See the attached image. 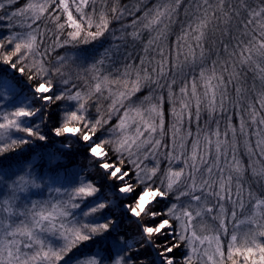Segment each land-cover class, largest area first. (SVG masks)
I'll return each mask as SVG.
<instances>
[{
  "label": "snow or ice",
  "instance_id": "obj_1",
  "mask_svg": "<svg viewBox=\"0 0 264 264\" xmlns=\"http://www.w3.org/2000/svg\"><path fill=\"white\" fill-rule=\"evenodd\" d=\"M16 3L17 0H0V11L3 12L0 15V173L10 167L11 162L19 163L29 156L38 158L35 148L48 143L50 133L62 143L71 138L82 141L86 152L91 154L96 172L84 170L78 174V180L67 193L69 201L55 198V202L32 201L31 207L22 211L14 204L15 192L26 190L29 184L35 186L28 175L17 177L16 188L10 195H5L0 188V214L7 213V216L0 215V264H68L78 248L95 244L103 237L114 241V246L109 244L105 249L110 264H264V193L257 196L249 192L246 203L243 188L237 185L236 200L233 201L231 179L225 183L222 175L216 195L227 200L230 206H221L218 211L197 209L198 216L216 211L214 219L218 221V227L201 225L197 232L192 212L185 209L182 233L169 220L159 218L135 224L131 234H128V228H123L117 239L113 231L115 219L109 218L112 212L106 194L107 181L111 180L112 187L118 186L121 193L130 192L132 186L125 181L133 173L97 139L99 121L90 126L85 123L81 110L87 97L80 93L65 97L45 56L40 55L41 49L47 55L49 34L61 47L60 41L65 35L72 41L83 40L86 45L94 42L102 46L109 37L116 42L112 44L113 48L123 45L127 50L123 78L111 82L107 77L103 80L105 87L109 83H118L122 88L113 104L117 100L134 103L140 97L150 100L151 97L144 95V85L151 81L152 74L159 73L160 78L172 76V81L166 85L167 93L160 97L162 107L158 109L157 104H152L150 111L160 116L163 129L167 127L169 101L178 103L180 111L175 108L172 111L178 121L183 122L187 116L189 137L191 125L196 123V138L190 141L192 165L189 170L195 193L208 185V181L202 185L195 183L196 162L204 160L199 139L203 134L200 127L201 97L195 68L206 63L213 54L223 63L222 72L229 75L226 78L220 75L219 83L225 85V93L218 98V86L214 87L212 83L217 79L216 61L210 72L202 69L199 73L207 89L204 95L211 94L207 112L213 116L217 110L221 113V117L215 120V129L204 134L208 155L216 154L214 164L222 173L221 162L229 163L225 146L230 137L233 145L231 167L239 174L244 172L237 156L239 143L243 140L246 150L252 152V138L258 137L257 148L264 147V0H155L151 7H148L147 0H130L131 7L122 6L121 0H23L20 7L9 12L8 8ZM180 9L184 10L187 20L180 28L175 44H171L169 33L172 25L178 22ZM5 19L6 24L3 23ZM114 22L120 27L114 28ZM17 27L19 31L15 30ZM233 27L239 35L232 33ZM145 33L148 34L146 40ZM217 33L219 40L215 39ZM161 40L164 41L162 44ZM221 45L223 57L220 55ZM129 49L142 54L134 56ZM108 52L110 49H106V54ZM177 67L183 73V86L180 88L181 98L173 100ZM186 68L192 73L191 81L184 72ZM248 72L253 74L250 87ZM229 85L232 86L230 91ZM100 89L101 83L98 82L95 90L99 92ZM67 101H74L79 110ZM226 101L232 105L230 114ZM137 120L145 129L154 132V125L144 118L143 109L132 107L119 119L117 127L122 134L114 143L116 152H131L133 147H142L138 143L143 136L140 129L137 128L136 135L126 131ZM180 131V128L176 129L177 133ZM150 139L142 143L147 144ZM159 143L156 141L153 147ZM63 147L67 151L71 145L64 143ZM180 147L185 145L181 143ZM168 155L171 158L173 153L169 151ZM261 155L264 156V151ZM60 156L61 153L55 151L48 154V159L56 161ZM245 163L249 164L248 161ZM150 171L155 174L157 169ZM252 174L264 177V163L259 168L252 167ZM136 175H140L139 166ZM182 176L183 168L179 164L169 168V188L179 183ZM97 177L103 182L98 183ZM55 191L58 196L63 195L60 189ZM163 195L160 189H137L134 203L128 206L131 218L139 220L151 209V203ZM193 199L199 201L200 197L194 195ZM81 202L88 205L84 215L90 218L89 221L66 222L69 203L75 209ZM21 216L25 219L21 220ZM79 255L84 257L80 264H100L94 253L80 252Z\"/></svg>",
  "mask_w": 264,
  "mask_h": 264
},
{
  "label": "clouds",
  "instance_id": "obj_2",
  "mask_svg": "<svg viewBox=\"0 0 264 264\" xmlns=\"http://www.w3.org/2000/svg\"><path fill=\"white\" fill-rule=\"evenodd\" d=\"M163 42V40L160 41L161 44ZM113 43L116 42L112 41L111 37H109L108 41L102 46L94 42L86 45L83 43V40L72 41L65 35V39L60 41L61 47L51 39V34H49V38L46 41L47 55H45L44 49H41L40 55L45 56V60L55 78L57 86L64 93L65 97L76 95V93L87 97L84 108L81 110L82 115L85 117V123L90 126L99 121V124L96 126L97 139L104 143L105 148L118 161L122 160L125 162L128 169L133 173L125 181V183H129L132 186V191L130 192L121 193L118 186L113 188V182L111 180L107 181L108 188L106 189V194L111 202L110 207L112 212V216L109 218L112 219L114 217L115 219L113 231L117 239L120 238V231L123 228H128V234H131L135 224H143L146 221L159 218L169 220L170 224L175 225L177 231L182 233V221L185 219V209L192 212L194 227L197 232L200 231L201 225H207L209 228L218 227V221L214 219L216 211L221 206H230L227 200L220 199L216 195V189L221 182V175L225 183L231 179L233 201L236 200L237 185L242 186L246 203L248 202L249 192L257 196L264 193V177L252 174V167L259 168L261 163H264V156L261 155L264 147L257 148L256 146V139L258 137L252 138L251 146L254 149L252 152L246 150L243 140L239 143L237 156L241 161V167L244 169V172L239 174L235 173L231 167L233 163L231 157L233 145L231 144L230 137L229 144L225 146L229 152V163L224 164L223 161L221 162L222 173L218 171L214 164L216 154L213 153L212 156H209L207 153L204 134L215 129V120L221 117V113L217 110L215 116H213L207 112L208 100L211 94L209 93V96L204 95L207 89L199 73L202 69L210 72L213 62L216 61L217 79L212 83L214 87L218 86V98L219 95L224 94L225 85L220 84L219 79L221 74L226 78L229 73L222 72L223 63L217 61L216 56L215 58L210 56L206 63L198 64L195 68L196 84L201 97L202 115L200 122L203 121V123H200L203 134L199 139L204 156L203 162H196L195 183L202 185L204 181H208V185L203 186L202 190H197L194 193L192 187L194 181L189 170L192 165V145L190 141L196 138V130L195 132L191 131V137H189L190 125L187 116H185L183 122L177 120L172 110L175 108L177 111H180L178 103L174 104L172 101H169L167 127L163 129L161 128L160 116L150 111L152 104H157L158 109L162 107L160 97L167 93L168 87L166 85L172 81L173 77L166 76V78H160L159 73L152 74L151 81L145 82L144 85V95L151 97L150 100L140 97L134 103H130L127 100L124 102L117 100L113 104V100L116 99L117 93L122 88L118 83H109V86L105 87L103 80L105 77L110 82L122 79L124 72L123 60L127 56V50L123 45L120 48H113ZM106 49H110V52L107 54ZM153 52L155 53V49H153ZM154 66L149 65V67ZM184 72L188 74L189 81H191L192 73L189 69H184ZM9 74L11 75V73ZM182 77L183 73L177 67L176 95L172 98L173 100L181 98ZM98 82L101 83L99 92L95 90V85ZM257 86L259 87V81ZM231 87V85L228 86L229 91ZM67 104H72L75 110H79V105L74 101H67ZM134 106L143 109L144 118L154 125L155 130L153 132L152 130L145 129L143 123L139 120L133 121L126 131L131 135H136V130L139 128L143 136L138 143H141L142 147H133L131 152L118 153L114 150V143L122 134L121 130L117 127L119 119ZM226 109L228 114H230L232 111L230 101H226ZM221 127H223V122H221ZM254 127L255 125H253ZM177 128L181 129L179 133L176 132ZM149 137H151L149 142L143 144V140H147ZM221 139H223V136H221ZM243 139L246 140L247 137ZM156 141H160V143L154 148L153 145L156 144ZM64 143L71 145L67 151L63 147ZM181 143L185 145L184 148L180 147ZM35 151L39 154L38 158L29 156L28 159L21 160L19 163L11 162V166L5 167L3 172L0 173V188H3L5 195L13 193L16 188L15 182L20 175L27 174L29 179L34 182L35 186L29 184L26 190L15 192L16 200L14 204L18 206L19 211H22L25 207H31L32 201L55 202L54 198L69 201L67 193L74 186V181L78 180V174H82L84 170L96 172L91 154L86 152V145L75 138L68 139L62 143L60 138L50 133L49 142L43 146L36 147ZM55 151H59L61 156L56 161H50L48 154ZM169 151L173 153L171 158L168 155ZM185 160H187V164H185ZM245 161H248L251 167ZM178 164L183 168V176L179 183L169 188L168 169L175 168ZM138 166L140 171L139 176L136 175ZM152 168L157 169L155 174L150 171ZM209 168L211 169V174L209 173ZM132 181H135V183H132ZM97 182L101 183L99 177H97ZM145 188L160 189L164 195L154 200L151 203V209L142 215L139 220H133L128 206L134 203V193H136L137 189L143 190ZM56 189H60L63 195L58 196L55 191ZM194 195L200 197L199 201L193 199ZM201 208H213L216 211L211 213L204 212L198 216L197 209ZM87 210L88 205L84 202H81L80 207L75 209L71 208L69 203V217L66 222H88L90 218L84 215ZM153 211L155 214H153ZM0 215L7 216V213L5 212ZM177 217H180V219H177ZM24 219L25 217L21 216V220ZM8 222L6 219L5 223L7 224ZM171 230V227H169V232ZM109 244L114 246V241L109 237H103L96 241L95 244H86L72 253V258L68 264H80V261L84 258L79 255L80 252L87 254L94 253L99 258L100 264H110L107 259V252L105 251Z\"/></svg>",
  "mask_w": 264,
  "mask_h": 264
},
{
  "label": "rangeland",
  "instance_id": "obj_3",
  "mask_svg": "<svg viewBox=\"0 0 264 264\" xmlns=\"http://www.w3.org/2000/svg\"><path fill=\"white\" fill-rule=\"evenodd\" d=\"M154 2H155V0H147L148 7H151ZM186 20H187V18L184 15V10L180 9L179 15L177 17L178 22L176 24L172 25V31L169 33V43L175 44L176 36L179 34L180 28H181L182 24L186 22ZM125 22H128V20L126 19ZM113 24H115V25H113L114 28H119V26H120V24L118 22H114ZM147 35L148 34L145 33V40L147 38ZM236 35H239V33L237 32ZM129 50L133 51L134 56H139L140 54H142L141 52L136 51V50H132V49H129ZM220 55L222 57L224 56L223 48H221V47H220ZM212 57L215 58V54H213ZM136 62L138 63L139 61L136 60ZM209 63H210V61H209ZM247 75H248V73H247ZM201 123H203V121ZM191 128H192V131L195 132V130H196V123L195 122H193V124L191 125ZM245 160H246V157H245Z\"/></svg>",
  "mask_w": 264,
  "mask_h": 264
},
{
  "label": "trees",
  "instance_id": "obj_4",
  "mask_svg": "<svg viewBox=\"0 0 264 264\" xmlns=\"http://www.w3.org/2000/svg\"><path fill=\"white\" fill-rule=\"evenodd\" d=\"M22 3H23V0H17L16 5H15L14 7H10V8H8V11L10 12V11L15 10V8L20 7V6L22 5ZM121 4H122V6H128V7L130 6V7H131L130 0H121ZM2 14H3V12L0 11V15H2ZM3 23L6 24V23H7V20L5 19V21H3ZM113 25H115V24H113ZM15 30H16V31H19L20 29H19V27H17ZM232 33H233L234 35H236V33H237V31H236V29H235L234 27L232 28ZM5 34H7L6 31H5ZM209 38H210V39L213 38L212 35H211V33H210V37H209ZM215 39L219 40V34H218V33L216 34ZM220 47L222 48V45H221ZM252 76H253V74H252L251 72H248V75H247V84H248L249 87H250L251 84L253 83ZM257 84H258V81H257ZM205 118H206V117H205ZM201 122H202V121H201ZM201 122H200V123H201ZM101 182H103V181H101Z\"/></svg>",
  "mask_w": 264,
  "mask_h": 264
}]
</instances>
